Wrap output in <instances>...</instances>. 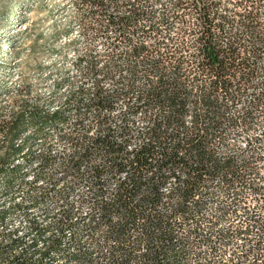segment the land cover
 I'll list each match as a JSON object with an SVG mask.
<instances>
[{
  "label": "trees",
  "instance_id": "16d2710c",
  "mask_svg": "<svg viewBox=\"0 0 264 264\" xmlns=\"http://www.w3.org/2000/svg\"><path fill=\"white\" fill-rule=\"evenodd\" d=\"M160 1L81 0L105 45L79 59L91 88L68 90L51 111L19 113L0 175L22 180L17 165L8 169L26 147L14 138L63 125L72 108L60 134L69 153L32 154L35 180L50 186L40 195L60 200L56 228L73 230L72 261L264 264V148L252 134L264 138V0H165L156 14ZM56 166L61 178L48 172ZM62 180L66 190H56Z\"/></svg>",
  "mask_w": 264,
  "mask_h": 264
},
{
  "label": "rangeland",
  "instance_id": "374dc122",
  "mask_svg": "<svg viewBox=\"0 0 264 264\" xmlns=\"http://www.w3.org/2000/svg\"><path fill=\"white\" fill-rule=\"evenodd\" d=\"M166 3L161 0L154 4L153 11L161 12ZM119 5L116 12L108 7L109 13H123L125 8ZM138 5L146 6L144 2ZM90 8L81 0H0V156L7 150V126L24 109L38 106L51 111L68 90L91 88L86 66L79 64V59L86 53L99 57L105 45L87 28L97 21L95 16L87 17ZM259 21L264 25L262 9ZM70 111L72 108L67 109L68 119L63 125H46L39 134L28 126L14 138L17 145L26 141L13 161L23 178L7 185L5 175H0V254L24 257L30 264H77L70 258L74 245L69 232L73 230L60 232L56 228L60 200L52 193L40 195L50 186L44 179L35 180L37 160L32 158L44 148L56 159L69 153L71 146L60 134L67 133L75 121ZM252 134L260 137L264 148L259 128ZM237 144L238 152L243 151L245 137ZM48 172L62 177L57 166ZM63 183L57 184L56 190H66ZM76 199V194L70 197L73 202ZM55 237L62 239L60 248L48 250L47 243ZM4 258L0 255V264H6Z\"/></svg>",
  "mask_w": 264,
  "mask_h": 264
},
{
  "label": "built area",
  "instance_id": "2783aa9c",
  "mask_svg": "<svg viewBox=\"0 0 264 264\" xmlns=\"http://www.w3.org/2000/svg\"><path fill=\"white\" fill-rule=\"evenodd\" d=\"M14 166H15V164L12 163V164L10 165V168H13ZM43 250H44V251H43V252H44L43 254H45V249H43Z\"/></svg>",
  "mask_w": 264,
  "mask_h": 264
}]
</instances>
